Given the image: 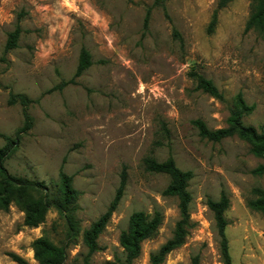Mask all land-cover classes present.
<instances>
[{
  "label": "rangeland",
  "instance_id": "374dc122",
  "mask_svg": "<svg viewBox=\"0 0 264 264\" xmlns=\"http://www.w3.org/2000/svg\"><path fill=\"white\" fill-rule=\"evenodd\" d=\"M0 0V133L15 136L23 125V107L11 94L33 102V128L23 134L6 167L11 175L45 183L58 194L59 171L73 178L78 192L70 228L55 208L37 227L11 199L0 207V264H18L17 254L37 264L33 243L44 236L69 244L65 264H85L83 233L108 208L127 167L125 194L98 239L90 264H124L119 238L136 211L163 215L156 236L142 244L132 264H151V255L169 240L180 220L177 197L167 196L170 178L145 169L144 159L169 156L192 171L191 226L183 245L162 264H223L220 239L207 202L225 193V212L233 264H264V215L248 202L264 189V175L252 171L264 158L238 136L212 141L200 135L194 120L211 130L226 127L235 96L242 93L253 112L245 125L264 130V43L246 30L251 0ZM150 11L147 28L145 19ZM20 23L18 46L5 53L8 35ZM178 33L179 35H177ZM92 65L74 78L81 50ZM198 72L223 92L221 101L190 76ZM5 140L0 136V147Z\"/></svg>",
  "mask_w": 264,
  "mask_h": 264
},
{
  "label": "trees",
  "instance_id": "16d2710c",
  "mask_svg": "<svg viewBox=\"0 0 264 264\" xmlns=\"http://www.w3.org/2000/svg\"><path fill=\"white\" fill-rule=\"evenodd\" d=\"M169 0H156V5L165 6ZM233 0H220L215 10L210 25L209 32H212L218 22V13L220 9ZM253 8L246 24V30L257 31L264 43V0H251ZM150 11L145 19V27L149 23ZM22 33L20 23L9 33L5 45V53L15 49ZM179 35L178 33H176ZM92 65L91 55L83 48L79 57V64L73 79L62 82L59 88L69 83H75V79L83 74ZM190 76L196 83V87L207 94L224 101L223 92L209 78L198 72H191ZM19 102L23 107L24 123L16 131L15 136L0 133L5 140V145L0 147V207L7 208L11 199L19 205L26 214L25 223L28 226L37 227L40 225L51 208H55L59 215L65 219L69 225V238L75 229L74 212L78 192L73 186V178L66 174L63 167L59 171L58 194L52 195L45 188V183L23 177L11 175L6 167V161L11 157L17 147L23 134L28 133L34 125L33 118L28 109L33 102L25 94H11L10 104ZM254 110L244 99L242 93H238L234 99V105L231 108L228 118V125L223 128L211 130L206 123L200 119L194 120L193 124L198 128L202 137L212 141H221L223 139L238 136L251 144V152L264 158V130H258L253 126L245 125L244 117L250 115ZM145 169L152 173L166 174L170 178L164 194L177 197L179 201L180 220L177 222L173 236L167 240L159 250L151 255V264H162L167 256L175 249L184 244L188 234V228L191 226L190 206L192 195L189 191V183L193 178L192 171L180 169L175 159L169 156L164 161H159L153 156H147L144 159ZM258 176L264 175V164L258 165L253 171ZM120 185L116 191L113 200L110 202L107 210L94 221L83 233V242L88 249V257L85 264L89 263V258L99 249L98 239L108 226L114 212L117 210L127 187L128 173L124 166ZM255 198L248 202V205L261 212L264 215V189L257 187L253 190ZM210 210L213 212L216 229L220 239V254L223 264H233L230 253L229 241L226 234L228 220L225 212L230 206V200L225 193H222L218 201L209 199L207 202ZM163 222V215L156 211L153 214L144 211H136L129 218L128 228L120 234L119 242L125 252L124 264H132L142 253V244L144 241L153 238ZM69 244L57 245L48 238L42 236L33 243L34 257L37 264H65L68 259ZM13 259L18 264H30L27 260L17 254H12ZM192 264H200L199 256L192 258Z\"/></svg>",
  "mask_w": 264,
  "mask_h": 264
}]
</instances>
